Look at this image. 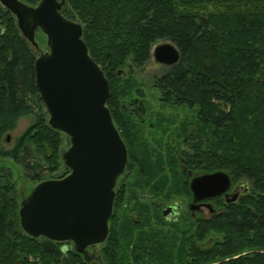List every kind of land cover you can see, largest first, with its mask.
<instances>
[{
    "label": "trees",
    "instance_id": "trees-1",
    "mask_svg": "<svg viewBox=\"0 0 264 264\" xmlns=\"http://www.w3.org/2000/svg\"><path fill=\"white\" fill-rule=\"evenodd\" d=\"M61 13L82 25L89 55L107 78V106L118 129L125 109L120 96L126 92L118 70L142 67L155 42L170 40L180 60L154 76L153 86L164 102L197 107L203 168L225 171L231 182L246 185L235 202L216 204L226 208L201 227V245L213 233L205 248L188 253L187 241L176 243L177 231L170 227L163 237L147 245L133 242L128 249V229L112 221L99 253L104 263L264 264V0H65ZM36 51L14 15L0 5V141L20 117L37 116L12 149L0 145V157L41 181L45 172L62 167L63 177L69 168L60 155L64 133L43 117L33 68ZM11 176L0 174V264H99L73 244L63 247L70 241L23 231Z\"/></svg>",
    "mask_w": 264,
    "mask_h": 264
},
{
    "label": "water",
    "instance_id": "water-1",
    "mask_svg": "<svg viewBox=\"0 0 264 264\" xmlns=\"http://www.w3.org/2000/svg\"><path fill=\"white\" fill-rule=\"evenodd\" d=\"M65 0H0L12 13L22 36L39 51L33 68L35 85L48 114V124L69 137L62 153L69 172L42 180L18 210L22 230L31 237L71 241L86 260L87 247L105 242L113 210L115 186L127 162V149L107 106L109 86L101 67L89 55L82 25L61 13ZM46 35L47 51H40L36 30ZM155 62L171 66L180 60L171 42L152 49ZM132 69L131 64H129ZM118 75L126 74L119 69ZM5 142L9 141L7 134ZM190 190L195 199L224 194L235 201L231 178L225 171L194 176Z\"/></svg>",
    "mask_w": 264,
    "mask_h": 264
},
{
    "label": "rangeland",
    "instance_id": "rangeland-1",
    "mask_svg": "<svg viewBox=\"0 0 264 264\" xmlns=\"http://www.w3.org/2000/svg\"><path fill=\"white\" fill-rule=\"evenodd\" d=\"M35 37L40 51H47L46 35L40 29H37ZM165 41L171 42L170 40H160L151 46L148 60L142 67H135V69H138L136 73H134V70L132 72L129 66H125L126 68L124 70L126 74H122L123 77L120 79V88L126 91L125 94L120 96V98L122 97L120 100L121 105L125 106V109L119 116L121 121L120 129H118L116 122H114V124L125 143L129 156L132 160L136 156L139 163L135 164L133 162L128 172L122 173L118 178L115 187V194L117 195L123 188L127 189L128 192L124 194V198H127V200L133 198V194H130L129 190L135 185V181L140 179V177H143L144 180L147 179L145 177L146 175H148V179L151 178L149 182L154 186L152 187L153 189L161 185L159 191L167 192L166 197L168 196L169 202H173L174 199L179 198V195H183L187 190L182 176L183 165L181 164L180 155L177 153V146L172 145H179V140L181 138H183V141L196 140V137L200 138V124L196 118L197 107L164 102L160 98L161 94L159 91L153 86L154 76L160 75L168 66L161 65L154 61L151 54L152 49L156 44ZM36 52L39 53L38 50ZM134 100L140 101L143 104L144 114L138 115L135 113L136 104L132 103ZM45 113L47 114V112ZM43 117H45L48 122V114L43 115ZM36 118V115L20 117L16 122L15 128L2 134L0 145H3L5 149H12L17 139L35 122ZM7 134H9V139H11L9 143L4 142ZM69 145V137L63 134L60 155H62ZM200 146L199 142L196 153L200 158V165L196 167L202 171H207L203 168V164H201ZM193 152L195 153V151ZM196 153L192 159L197 157ZM191 168H193L192 165ZM7 171L11 172V181L15 183L16 197L18 202L21 203V201L29 195L33 187L40 181L30 180L29 172L24 171L16 161L9 157H0V174H6ZM63 171L64 169L61 167L58 171L53 173L45 172L43 180L61 178L59 176ZM150 172L155 174L152 175ZM125 174L131 177V181L130 179L122 180L125 179ZM121 181L126 182L127 186L125 187L122 185ZM235 184H242V187L246 186L245 182L240 180L232 182V185ZM242 190L243 188L241 191ZM117 211L118 209L114 208L113 213L116 214ZM113 217L114 219H112ZM113 217H111L108 222L109 226L113 221L116 226L120 225L121 228H125L126 230L131 229L128 228L123 220L115 219V216ZM162 231H165V227ZM207 238L205 237L202 241H205ZM132 243L133 242L129 243L128 249L132 246ZM71 244V242L69 244L64 243L63 247L70 246ZM100 250V248L99 250L98 248L89 250L88 254L96 258L97 261L99 257L101 258L99 255ZM127 251L128 250L124 249L121 254L125 255ZM140 254L143 255L144 253Z\"/></svg>",
    "mask_w": 264,
    "mask_h": 264
},
{
    "label": "flooded vegetation",
    "instance_id": "flooded-vegetation-1",
    "mask_svg": "<svg viewBox=\"0 0 264 264\" xmlns=\"http://www.w3.org/2000/svg\"><path fill=\"white\" fill-rule=\"evenodd\" d=\"M133 70L135 71L134 73H136L138 69H135L133 67L131 71L133 72ZM160 98L162 99V96ZM136 107L135 113H137L138 115L144 114V110L143 112H140ZM196 113V118L198 120V112L196 111ZM10 140L11 139H9V141ZM9 141L4 142L9 143ZM199 142V137H196V140L192 141H183V138H181L179 140V145H172L177 146V153L180 155L181 164L183 165V182L187 188L183 195L178 196V199H174L173 202H169L168 196L166 197L167 192L159 191V187H161V185H159L156 189L152 188L154 186L151 182H149L151 178L148 179V175L145 176L147 178L145 180L143 177H140V179L135 181V185L132 186V189L129 190L130 194H133L132 199L127 200V198H124V194L128 192L125 188L120 190L118 192V195L115 194L113 201V210L115 208L118 209V211L116 212V214H113L112 210V214L113 216H115V219L123 220V222L128 226V228H131L128 229L127 240L147 245L149 242H153L163 237L164 234L162 230L164 227L165 232H169L170 227H172L174 231H177L176 243H180L181 240L187 241L186 243L188 245V253L192 252V248L196 246H198L201 250V248H205L207 245H210L213 242V233H210L209 237L205 241H203L204 244L201 245V241L199 240L200 229L203 224L213 221V216H215V214L221 213L223 209L226 208L224 205L220 206V208H217V203L228 204L232 202H227L224 194H221L220 196L216 197L207 196L203 199L194 198V195L189 187L191 179L194 176H199L203 173L213 172L202 171L201 169H197L196 167L197 165H200V158L197 156L196 153V148H198ZM14 145H17V143L15 142ZM193 151H195L197 156L195 159H192V157L195 155ZM133 162L135 164H139L138 158L135 156V158H133L132 160V158L127 152V162L123 173L126 171L128 172L129 168L132 167ZM191 165L193 168H191ZM150 174L153 175L155 173L150 172ZM125 176V179L122 180L131 178L127 174H125ZM121 182L122 185H124L125 187L127 186L126 182ZM242 188L243 190L241 191ZM235 189L237 191V197L235 199L236 201L240 197V195L246 190V188L242 187V184L232 185L231 182V187L227 190V193H231ZM112 214L109 218V221L112 217ZM112 219H114V217ZM104 243L87 247V256L89 260H96V258H93L92 255L88 254L89 250H95L96 248H98V250L99 248L103 249ZM97 261L99 262V264H105L104 260L100 257L97 259Z\"/></svg>",
    "mask_w": 264,
    "mask_h": 264
},
{
    "label": "bare ground",
    "instance_id": "bare-ground-1",
    "mask_svg": "<svg viewBox=\"0 0 264 264\" xmlns=\"http://www.w3.org/2000/svg\"><path fill=\"white\" fill-rule=\"evenodd\" d=\"M18 219V218H17Z\"/></svg>",
    "mask_w": 264,
    "mask_h": 264
}]
</instances>
